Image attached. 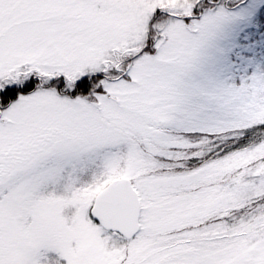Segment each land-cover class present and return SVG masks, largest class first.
I'll use <instances>...</instances> for the list:
<instances>
[{"label":"snow or ice","instance_id":"1","mask_svg":"<svg viewBox=\"0 0 264 264\" xmlns=\"http://www.w3.org/2000/svg\"><path fill=\"white\" fill-rule=\"evenodd\" d=\"M0 264H264V0H0Z\"/></svg>","mask_w":264,"mask_h":264}]
</instances>
